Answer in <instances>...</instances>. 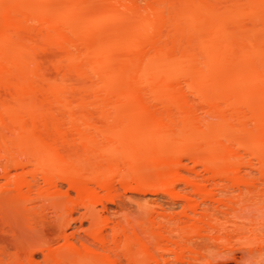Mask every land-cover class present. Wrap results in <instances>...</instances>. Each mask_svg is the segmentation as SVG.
<instances>
[{
  "label": "bare ground",
  "instance_id": "bare-ground-1",
  "mask_svg": "<svg viewBox=\"0 0 264 264\" xmlns=\"http://www.w3.org/2000/svg\"><path fill=\"white\" fill-rule=\"evenodd\" d=\"M245 155L251 158L247 165ZM186 161L194 165L192 172L199 165L211 177L189 180L183 175ZM252 162L264 176V0H0L2 204H30L33 185L26 175L34 173L49 187L47 192L39 186L50 195L41 200L57 198L58 185L65 183L82 198L87 221L107 227L108 215H100L108 212L107 203L121 210L122 198L172 196L180 183L215 203V192L204 185L214 178L215 186L221 179L248 185L251 179L240 172ZM117 177L122 196L110 193ZM90 183L109 193L92 195ZM35 190L34 198L43 192ZM219 201V208L235 211V200L223 207ZM202 213L185 226L211 219V212ZM161 214L156 218L165 219ZM117 226L110 230L111 245L131 259V241L139 238L133 228L131 238L128 226ZM98 229L90 233L106 248ZM61 233L64 248L49 245L39 252L60 260L90 255L84 244L85 254L77 249L72 234ZM98 254L91 255L109 264L107 253ZM142 258L133 263L147 259Z\"/></svg>",
  "mask_w": 264,
  "mask_h": 264
},
{
  "label": "rangeland",
  "instance_id": "rangeland-1",
  "mask_svg": "<svg viewBox=\"0 0 264 264\" xmlns=\"http://www.w3.org/2000/svg\"><path fill=\"white\" fill-rule=\"evenodd\" d=\"M51 51H47V52H49L53 56L54 51L53 53ZM46 56L48 57V55ZM48 61H49V58H48ZM48 61H47V64L49 63ZM47 64H45V66L48 67L49 64L48 65ZM74 138L75 137H73V139ZM71 143L69 145L71 146V148H73ZM244 157L246 158L242 160H244L245 162L244 161L242 162L245 165L246 163H248L247 162L248 159H251V158H248L246 155ZM186 163H187L186 168H185L186 170L183 171L185 172L183 173V175L189 178V180L191 179V181H194L196 180L195 178L197 177L198 179H200V180L197 179V181H201L203 177L208 178V175L210 176V174H206L203 171V167L199 165L196 166L197 168L195 167L196 173L192 172V168H194V165L189 161L188 162L186 161ZM253 163H255L253 165L254 168L252 167L253 171H252V168L251 169L248 168L249 169L248 170L247 167H242L241 172H240V174L243 175V177L246 176L245 177L246 179L247 178L251 179V181L248 179L250 181L248 185H244L242 183L241 185L240 184L235 185L232 182L229 183V181H227L226 183L224 179H223L224 181L221 179V180H216L218 182H217V185L215 186L214 185L215 178L214 180L212 179L214 182L212 180L211 181L209 180L208 184L204 185L207 191L211 192L210 190H212L215 192V196H214L215 200H213L215 201V203L213 202L211 203L210 201H207V200L202 201V199L200 198L201 194L194 195V191H193L194 187L192 185H185L181 183L179 185H176V188L174 189L175 193L173 192L172 194L174 195L172 196H170V194L166 195L167 193L166 194L162 193L160 195L158 194L157 196L146 195L145 197H141V198L137 197V199L135 197L134 199L138 201L134 199L129 201L126 198L121 197L122 198L120 199L121 204L124 203V205H122L123 208H120L121 210H119L118 206L114 205L113 203L112 204L107 203L108 212L107 213L100 212V215H103V216L108 215L107 218L109 221H107V224H108L107 227L103 226L102 225L103 223H99V221L97 222L94 221L96 225L93 224L94 222L91 223L90 220L87 221L88 218L86 216L84 217L82 214V213H86L85 209H83L84 207H82V205L80 204V200L82 201V198H78L76 192L69 189L68 186L65 185V183H61V184L59 183L60 185H58L59 186L58 188H60V192H59L60 195L57 196V194L59 193H56L57 198L53 197L50 200L46 199V201L41 200L42 198L45 199L44 197H46V195L48 194L46 193V191H44L46 185L41 180V177L40 176H39L40 178L38 177V174L33 175L34 173L33 174L31 173L32 174L31 175L30 173H27L26 178L27 180H29L30 183L32 182L31 185H33L32 187L33 190L37 189L36 186H38L39 190L44 188L40 190L39 192L43 191L42 193L45 192L46 194H42V193H40V195L36 194L38 196L34 198L35 193L32 190L31 191L32 193H30V196L31 198L33 197L32 199L35 201V203L33 202L34 205H31L32 204L31 202L33 200L29 202L30 204L27 203V205L26 203L20 204L19 201L17 203L15 202L9 203L8 200H4V202L6 201L10 205L5 204V203L2 204L0 202V250L2 251L4 250L3 252L0 251V257L1 259L3 258L2 261L4 263L5 261L6 263L7 262L9 263V261L13 263L12 260H15L13 264L15 263L16 264H22V263L27 264L25 262L28 260V258H30L31 255L29 256V254H32V253L34 254L33 256H31L33 257L32 261L36 262V263L33 262L32 264H47L46 260H48V264L49 263L50 264H95L97 263L96 261H98V264H102L103 262L100 261L101 258L99 260H96L97 258L96 257L94 258V256L92 257L91 255V254L97 255L98 253H99L98 256L99 255H103L105 257L108 256L106 262H108L109 264H119V263L120 264H130V263L132 264H160L161 263L162 264V262H167V264L168 263L169 264H183V263L184 264H189V263L190 264H264V242H263L264 241V176H262L263 174L256 172L257 171L255 169L256 162H252V164ZM244 165L242 164L241 166H244ZM28 168H31V167L29 166L27 167V170H26L27 172L29 171ZM29 174L31 175L33 179L30 177ZM118 179H119L118 177L113 179L114 182L111 185L112 187H111L110 193L116 194V196H122L124 189L122 190L123 185L121 186L118 183L117 181ZM2 180L3 179L0 178V185H3L5 181V180L3 181ZM115 181H117V183ZM34 183L36 186L34 185ZM39 186L40 187L42 186V188H40ZM88 186L89 188L92 189L91 193H94L92 195L104 197L106 196V194L109 193V192L107 193V191H103L102 189H99L98 185L96 184L94 185V183H90ZM224 186H226L227 188ZM205 188L204 190H206ZM251 188L253 189L250 191ZM37 190H35V192ZM48 190H49V187H48ZM95 190H96V193H95ZM64 191L68 195L64 194ZM203 191H201L202 194L204 193ZM216 191L219 193H217ZM39 192H36V193H39ZM238 194L240 195L239 197H238ZM39 196L41 199L39 198ZM47 196L48 198L50 197V195H47ZM52 196H55V195H52ZM59 196L60 197L64 196V197L60 198ZM38 199L40 202L38 201ZM229 199L230 201L235 200L234 202L237 203L235 205H232V207L235 210L234 212L233 210L230 211L227 207H225V205L224 207L222 205L223 202L225 204H230L228 202ZM218 200H221L222 203L220 201L219 202L221 203L223 208H219L221 207V206H218L220 205L219 203L217 205L216 201ZM172 202H178V203L173 206V204H171ZM202 202H204L205 205H202L203 204ZM29 205H31L30 208H27V206L29 207ZM97 207H100V206L96 205V211L97 210L100 211V208H97ZM215 207L217 209L219 208V210L222 212L217 210ZM226 208L229 212L226 211ZM213 210L214 212H212ZM197 212L198 214L205 212L206 215L207 213L209 215L211 212V214L209 215L210 216L209 218L211 219L207 220L208 219L207 218L204 224L206 228L203 224L202 225L204 227L202 225H199L203 227L202 228L203 230L202 229L200 230L199 226L197 225H195L196 226L195 228H192L193 226H189L188 228L186 227L187 225L191 224L190 222L191 220L189 221L188 219L195 218L194 215L197 214ZM161 213L165 215V219L163 218L164 216H162L161 218L159 215H158V218H156L157 214H161ZM212 213L214 215H212ZM198 214L196 215L197 217H198ZM169 216L173 219L172 221ZM166 217H169L170 220L169 218L166 219ZM197 217L195 219H197ZM84 218H87V219H84ZM185 221H188V222H185ZM201 223L202 222L197 223V224H201ZM209 223H211V225H209ZM89 224H90V229H93L94 227V230H95V227H97L102 231L104 241L106 242L105 246L107 245L106 248L105 247L102 248L103 246L100 245L101 243H99L98 240H95L96 239L95 236L90 233L92 231L93 233H95L96 231L94 230L90 231ZM115 225H118L117 227L120 229L122 228V226L123 227L128 226L126 228L127 229L126 231H127V235L130 236L131 238H134L130 234L131 231L134 229L135 234L139 238V240H136V238L135 240L130 239L132 240L131 241L132 242L131 255H133L132 258L129 255L131 259H129V257H125V255L124 256L122 255L124 254L122 253L123 251L121 250L123 248L119 246V248L121 249L116 250V248H114V246L111 245L113 242L111 241L112 239H110L111 238L110 230L112 226H115ZM130 225L132 227H130ZM207 227H210V228L207 229ZM211 227H213L212 228L213 230L216 228L215 231H212ZM131 228L133 229L131 230ZM193 229L194 230L198 229L200 234L196 232V235H195L194 233L195 231ZM204 229L206 232L204 231ZM61 231H63L65 235L71 236L72 234L74 238V239H71L72 243L78 247L77 249L82 250L81 251L82 253L84 252H83V249L81 248L83 247L81 244H84L85 246H87V248L91 251V253L90 255L88 254L87 256L86 255L84 256L85 254L84 253L82 254V256H84L83 258L89 256L91 259L85 260L82 257H80L82 259H79L77 256L76 257L74 256L75 255L74 253L73 255L71 254L72 255L71 257L69 255L70 253L68 252L67 254L70 257L65 258L64 256L62 260H60V256L58 254H57V257L56 256L54 257V255H46V253H43V255L47 257L46 260L44 259L46 262L44 263L43 258H42L43 257L42 252H39V251L43 247L48 248L49 245H50L49 248H52V249L63 247L64 246L63 244L65 242L63 241L64 240L63 237L62 239L60 238L61 237L60 234H62ZM203 231L205 233H203ZM156 232L158 234H155ZM190 232L192 234H190ZM158 235H162V237H159ZM226 235L228 238L226 237ZM163 236L165 237L168 236V237H166L165 239L163 238ZM183 236H185V238L187 239H185ZM229 236H231L232 238H230ZM136 241L137 242L140 241V243H142V245L138 243V245L140 246L139 248L136 244L137 243ZM176 242H177V245H176ZM57 245H59V247ZM259 246L262 248L261 250H259L258 248ZM107 247L111 248L112 250L107 249ZM163 247L165 249H163ZM105 249L108 251L107 252L104 251ZM113 250L114 252L115 251L117 252V253L115 252L116 255L113 254L114 253ZM138 250H140V252ZM145 250H147L148 252H146ZM1 252H2V255H1ZM135 252L139 254L135 255ZM150 252H152V254ZM63 254H66V253H63ZM153 254L154 255L157 254L155 255L157 256V258L155 257L156 259L154 258ZM158 254L159 255L161 254V258L160 256H158ZM193 254L195 256H193ZM134 255L138 257V260L142 258L140 257L141 255L144 258L146 256V258L147 259L149 258L150 260H147L145 258L146 260L143 262L139 261L137 263L136 262L133 263L134 261H137ZM150 256L153 257V259L150 258ZM188 257L190 258V260L188 259ZM232 257L234 258L232 259ZM17 258L19 259L18 261H20L21 263L20 262L18 263ZM144 258H142V260ZM114 259L116 262L114 261ZM156 260L158 262H156ZM22 261H25V262H22ZM31 262L29 261L28 263L30 264ZM103 264H106V263L104 262Z\"/></svg>",
  "mask_w": 264,
  "mask_h": 264
}]
</instances>
